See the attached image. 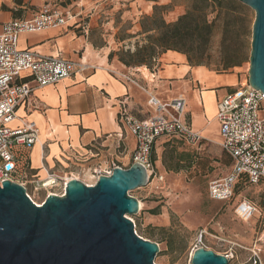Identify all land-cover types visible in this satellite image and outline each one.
Returning a JSON list of instances; mask_svg holds the SVG:
<instances>
[{
    "label": "rangeland",
    "instance_id": "1",
    "mask_svg": "<svg viewBox=\"0 0 264 264\" xmlns=\"http://www.w3.org/2000/svg\"><path fill=\"white\" fill-rule=\"evenodd\" d=\"M16 1L4 0L0 9L11 6L12 16L30 17L44 4L60 7L68 17H74V25L80 24L79 30L88 29L94 43L113 48L109 58L116 55L118 59L122 53L133 51L137 44L144 42L140 20L144 14L153 13L155 4L159 5L158 11L163 18L172 22L191 3V0H170L166 4H159L157 0H137L136 3L133 0H20L19 4ZM243 5L238 13L230 15L225 9L218 13V8L207 12L209 20H214V30L207 65L203 66L221 73L235 72L238 77L236 87L249 84L251 29L255 16L252 8ZM226 53L238 58L240 64L223 69L221 64ZM259 115L264 118V103ZM206 117V127L213 131L216 127L214 115L206 113ZM219 141L209 140L193 147L175 137H160L152 160H155L157 171L164 175V181L151 180V183L129 191L143 199L146 206V214L140 209L137 214L127 216L133 218L138 235L157 242L160 251L154 257L155 264H191L196 245L217 254L232 252L227 264H252L251 248L264 231V179L251 183L240 178L230 200L211 199L208 182L228 174L232 168L230 157ZM173 151L182 158L178 169L171 160ZM107 168L98 167L93 172L75 170L68 177L77 176L92 182V174L100 175ZM62 189L63 180L59 179L50 186L37 189L34 185L26 186L27 193L37 203H42L49 193H60ZM243 199L256 205L254 214L247 220L236 212L237 204ZM154 210L157 213H152Z\"/></svg>",
    "mask_w": 264,
    "mask_h": 264
},
{
    "label": "crops",
    "instance_id": "2",
    "mask_svg": "<svg viewBox=\"0 0 264 264\" xmlns=\"http://www.w3.org/2000/svg\"><path fill=\"white\" fill-rule=\"evenodd\" d=\"M169 1L157 0V3ZM12 17L16 16H12L11 6L0 9V23ZM75 23L69 17L62 26L38 32L23 31L18 35L19 49L30 48L44 55H59L79 62L70 76L55 84L35 87L29 99L16 109L18 117L10 126H18L22 118L37 128L25 168L26 184L34 185V180L48 177L78 178L68 177L75 170L93 172L103 166L107 169L130 166L135 139L118 119L121 103H126L134 117L143 119L152 114L149 94L162 102L181 96L184 99L181 117L205 138L202 144L220 139L216 106L220 98L238 85L235 72L221 73L203 65L191 66L185 54L170 49L157 58L152 69L146 65L127 66L116 55L109 58L113 48L94 43L88 29L82 26L79 30L80 24ZM122 72L130 74L139 86L121 79L118 73ZM27 75L24 71L19 78L27 80ZM206 113L214 115L213 131L206 127ZM133 196L146 214L143 199Z\"/></svg>",
    "mask_w": 264,
    "mask_h": 264
},
{
    "label": "built area",
    "instance_id": "3",
    "mask_svg": "<svg viewBox=\"0 0 264 264\" xmlns=\"http://www.w3.org/2000/svg\"><path fill=\"white\" fill-rule=\"evenodd\" d=\"M68 18L62 8L48 3L30 17H12L0 23V183L7 179L25 188L27 186L25 168L37 137V128L33 122L22 118L18 126H10L18 117L17 107L29 99L35 87L55 84L70 76L79 65V62L59 55H44L30 48L19 49L18 35L23 31L38 32L62 26ZM24 71L28 73L27 80L19 78ZM118 74L121 79L138 85L130 74ZM263 103L264 92L249 84L236 87L218 100L216 120L219 125V143L230 157L232 168L228 174L208 182V196L211 199L230 200L234 196V185L240 177H245L251 183L264 179V118L259 115ZM148 105L152 114L139 119L129 112L126 103L122 101L118 119L135 139L131 164L137 162L145 168L147 183H151V180L160 183L164 181V175L157 171L152 160L155 142L160 137H175L184 144L196 147L205 138L181 117L184 107L181 96L162 102L149 94ZM111 170L106 169L102 174L109 175ZM98 176L93 175V183L81 181L91 185ZM69 179L63 180L62 192L56 194H64ZM49 180H52L51 184L57 181L52 177L42 181L34 180V188L46 187ZM26 194L36 205L41 204L34 201L27 190ZM255 210L256 205L246 199L236 206L237 214L244 220L250 218ZM127 217L135 226L133 218ZM134 232L137 234L135 229ZM196 248L197 245L193 251ZM263 251L264 231L251 248L252 264H264ZM225 256L229 258L232 252H226Z\"/></svg>",
    "mask_w": 264,
    "mask_h": 264
},
{
    "label": "water",
    "instance_id": "4",
    "mask_svg": "<svg viewBox=\"0 0 264 264\" xmlns=\"http://www.w3.org/2000/svg\"><path fill=\"white\" fill-rule=\"evenodd\" d=\"M255 12L251 29L248 82L264 92V0H238ZM135 162L114 166L109 175L85 184L70 178L64 194L49 193L40 205L26 188L0 183V264H155L157 242L134 232L127 215L139 212L129 191L147 184ZM228 258L198 247L191 264H227Z\"/></svg>",
    "mask_w": 264,
    "mask_h": 264
},
{
    "label": "trees",
    "instance_id": "5",
    "mask_svg": "<svg viewBox=\"0 0 264 264\" xmlns=\"http://www.w3.org/2000/svg\"><path fill=\"white\" fill-rule=\"evenodd\" d=\"M16 2L19 4L20 0ZM158 7L159 5L155 4L153 13L142 16L140 34L144 35V42L137 44L133 51H126L119 56L123 64L146 65L150 68L162 53L170 49L185 54L191 66L207 65L209 45L214 30V20H209L208 10L218 8L219 13L220 10L225 9L230 15V13H238L244 5L238 0H191L187 10L172 22H167L163 18ZM239 64L238 58L226 53L221 65L226 70ZM171 157V160H174V168L181 167L179 161L182 158L178 152L173 151ZM163 163L166 164L164 159ZM168 167L170 168V165ZM152 213H157V210Z\"/></svg>",
    "mask_w": 264,
    "mask_h": 264
},
{
    "label": "bare ground",
    "instance_id": "6",
    "mask_svg": "<svg viewBox=\"0 0 264 264\" xmlns=\"http://www.w3.org/2000/svg\"><path fill=\"white\" fill-rule=\"evenodd\" d=\"M71 18H74V17H71ZM51 183H52V180H49L45 185H46V186H50ZM139 206H140V203H139Z\"/></svg>",
    "mask_w": 264,
    "mask_h": 264
}]
</instances>
